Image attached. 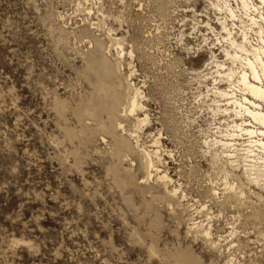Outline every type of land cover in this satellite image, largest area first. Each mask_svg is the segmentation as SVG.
I'll return each instance as SVG.
<instances>
[{"label":"rangeland","instance_id":"rangeland-1","mask_svg":"<svg viewBox=\"0 0 264 264\" xmlns=\"http://www.w3.org/2000/svg\"><path fill=\"white\" fill-rule=\"evenodd\" d=\"M209 1L0 0V264H264V190L213 143Z\"/></svg>","mask_w":264,"mask_h":264},{"label":"bare ground","instance_id":"bare-ground-1","mask_svg":"<svg viewBox=\"0 0 264 264\" xmlns=\"http://www.w3.org/2000/svg\"><path fill=\"white\" fill-rule=\"evenodd\" d=\"M234 2L239 6L242 14L236 13L230 0L209 1L211 8L218 15L215 16L217 27L207 21L202 25L210 29L215 36L219 51L224 57L222 60L215 57L211 48L218 47H214L211 43L212 45L208 47L212 57L210 62L213 63V72L217 77L212 79L210 87L214 97L212 99L215 104L214 109L215 112L230 118V124L226 123L225 133L221 134L224 138L213 139V143H219L222 146L221 153L224 152L225 162L228 163L231 171L240 168V175L244 178L245 181L242 179L244 182L264 190V0H234ZM241 15L246 18V23L241 22ZM235 18L242 23L238 33L233 31L235 24L238 25L232 22ZM250 32L257 37L256 40L252 39ZM114 43L117 53L114 66L116 70V67L120 69L118 64L124 57V53L117 39ZM130 53L129 51L128 55ZM103 64L97 67L98 70L107 69V65ZM222 82L226 84V87L220 86ZM137 92L138 88L134 87L132 95H129L126 100L124 115L136 116L137 111L142 108L143 105L138 103ZM136 118L137 128L139 123L145 124L147 121L146 114ZM118 126L123 127L121 123H118ZM238 140L242 141L238 142ZM157 142V138H154L153 143ZM237 145L240 147L237 148ZM146 155L148 157L149 154L146 152ZM148 163L151 164L149 158ZM233 174L236 176L234 172ZM157 178L163 186L171 180L165 173L158 175ZM234 189L230 185L228 191L232 193L228 197L239 200L243 192L241 189L236 191ZM212 191L215 193L214 189ZM168 192L172 197H185L184 194L180 195V191L175 186ZM208 229L209 226L203 232L205 235H209Z\"/></svg>","mask_w":264,"mask_h":264}]
</instances>
